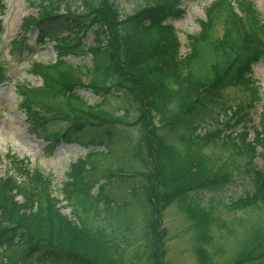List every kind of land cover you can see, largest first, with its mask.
Listing matches in <instances>:
<instances>
[{"label": "trees", "instance_id": "obj_1", "mask_svg": "<svg viewBox=\"0 0 264 264\" xmlns=\"http://www.w3.org/2000/svg\"><path fill=\"white\" fill-rule=\"evenodd\" d=\"M178 1L141 0L122 14L115 0H27L38 5L37 14L22 17L23 33L13 46L29 47L25 32L33 26L36 43L53 41L57 55L53 62L30 61L41 82L21 89L28 126L47 150L61 142L88 149L69 163L57 185L25 156H8L0 175V264H114L123 257L132 264H166L160 223L169 204L187 214L199 241L194 250L209 263L204 244L216 237L209 222L214 206H202L198 193L221 184L229 171L217 173L205 150L223 146L232 159L250 165L256 147L264 146V103L252 138L245 125L248 109L259 100L252 67L264 60V22L252 0H211L180 54L171 21L181 16ZM218 23L223 32L215 37ZM88 32L90 41L83 42ZM79 52L88 54V63L63 57ZM2 73L0 66V83ZM79 86H87L94 99L80 95ZM226 87L249 99L237 104L233 121L217 118L203 125L202 115ZM110 95L138 103L148 162L142 144H124L128 130L119 124L125 110L106 109ZM58 118L60 125L45 129ZM110 152L120 153L123 162L111 168L94 159ZM251 171L252 191L229 205L264 212V172ZM258 238L252 234L242 241L237 263L264 254L255 246Z\"/></svg>", "mask_w": 264, "mask_h": 264}, {"label": "rangeland", "instance_id": "obj_2", "mask_svg": "<svg viewBox=\"0 0 264 264\" xmlns=\"http://www.w3.org/2000/svg\"><path fill=\"white\" fill-rule=\"evenodd\" d=\"M41 1V0H33ZM60 1V0H57ZM92 1V0H91ZM141 0H115L118 12L125 14L132 12ZM211 0H179L183 14L180 18L172 19V25L176 29L177 38L180 43L179 52L183 54L187 51L186 37L188 34L198 31V19L205 18V6ZM257 10L260 20L264 22V0H252ZM63 1L59 3L63 5ZM75 4H80L75 1ZM74 6V5H73ZM38 5L27 3V0H0V61L4 68V80L0 84V175L5 171L7 154L16 153L18 157L25 156L30 165L38 166L45 174L50 175L54 185L59 184L68 170L69 163L78 156L86 153L87 149L75 143H58L52 150L45 149L46 141L28 126L25 108L21 105L22 87L39 85L41 80L37 74L30 70V61L35 59L40 62H53L57 57L52 41L36 43L35 29L32 27L25 32V40L29 47L24 46L17 49L10 46L11 40L20 36L22 17L25 15L37 14ZM221 23L213 28V36L219 37L223 32ZM89 32L82 39L83 42L90 41ZM79 52L63 56L70 61L79 64L89 62L87 53ZM77 64V65H79ZM81 67V66H80ZM252 79L259 88V100L249 108V117L245 125L247 135L252 138L260 119L261 106L264 103V96L261 95L264 89V60L260 59L252 67ZM77 92L92 101L95 95L86 87H77ZM222 98L215 104L210 105V109L202 115L201 123L211 125L215 119L224 120L231 118L233 121L237 116V104L245 103L249 96L246 92L236 88L226 87L223 90ZM103 106L106 109H116L120 113L125 110V116L119 125H123L128 130L129 142L138 141L142 144L143 154L147 160L145 151L144 132L141 131L140 107L130 96L127 101L118 96H106ZM225 108L224 111L221 108ZM141 118V117H140ZM61 119L49 121L44 124L46 130L60 125ZM123 144V143H122ZM88 148V147H87ZM97 149H103L98 146ZM212 157V165L217 167V173L229 171V177L222 179L221 184H215L211 188L202 189L198 193V200L204 207L210 204L214 206L212 216L209 219L212 232L216 237L210 245H205L211 256L207 264H264V254L254 253L250 260L244 263H237L238 252L242 241L249 235H259L256 248L264 250V212L259 208L247 207L241 210L230 207L231 200L238 196L251 192L253 188L252 168L264 172V146L256 147L255 158L250 165L246 161L232 159L228 150L223 146H211L206 150ZM116 152L105 153L94 157L99 165H109L113 168L119 162H123V156ZM143 156V159H144ZM145 161V160H144ZM148 162V160L146 161ZM8 164V163H7ZM223 164V165H222ZM150 167V164L148 165ZM115 188V187H114ZM125 189L126 186H123ZM116 189V188H115ZM68 212L67 209H62ZM164 260L166 264H203L197 256L194 248L197 241L190 220L185 212L175 204H169L161 211V223ZM257 231V232H256ZM254 245V244H253ZM6 264V263H2ZM22 264H34L26 261ZM114 264H132V261L123 257Z\"/></svg>", "mask_w": 264, "mask_h": 264}]
</instances>
